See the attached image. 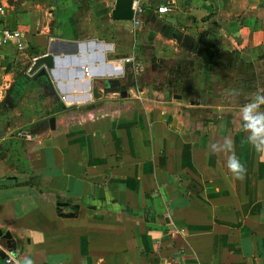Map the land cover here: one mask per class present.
Segmentation results:
<instances>
[{
  "label": "crops",
  "instance_id": "0c3cea01",
  "mask_svg": "<svg viewBox=\"0 0 264 264\" xmlns=\"http://www.w3.org/2000/svg\"><path fill=\"white\" fill-rule=\"evenodd\" d=\"M112 2L0 0V29L26 43L0 44V230L13 264H264V161L240 113L264 94V0H138L137 25L112 19ZM47 52L52 67L27 75Z\"/></svg>",
  "mask_w": 264,
  "mask_h": 264
},
{
  "label": "clouds",
  "instance_id": "9594fccd",
  "mask_svg": "<svg viewBox=\"0 0 264 264\" xmlns=\"http://www.w3.org/2000/svg\"><path fill=\"white\" fill-rule=\"evenodd\" d=\"M261 105H264V94L257 92L248 103L241 107L240 113H242V130L248 133L246 142L260 154V159L264 161V110L260 108ZM216 147L217 145L214 144L213 148ZM220 148L231 153L227 159V167L235 179L242 180L247 169L244 158L236 155L233 141L225 138ZM22 264H33V261L27 259Z\"/></svg>",
  "mask_w": 264,
  "mask_h": 264
},
{
  "label": "water",
  "instance_id": "95a60500",
  "mask_svg": "<svg viewBox=\"0 0 264 264\" xmlns=\"http://www.w3.org/2000/svg\"><path fill=\"white\" fill-rule=\"evenodd\" d=\"M130 5H131V0H113L112 7L110 9L111 18L114 20H124V21L130 20L131 19ZM52 60H53L52 56L49 52L33 58L26 70V74L30 76L32 75L33 78L43 75V70L39 69V67L41 65L44 66L45 68L52 67L53 64ZM104 83L108 87L114 88L118 86L117 84L118 82L115 79H106ZM119 95L124 96L125 95L124 90H120ZM53 121H54L53 117L43 120L38 123V125L34 128V130L37 131L44 126H48V128L52 129ZM63 205H64L63 203H57L58 207ZM163 221L167 223L168 219L166 217H163ZM0 241L3 242L5 249L8 251L12 252L16 248V243L14 241L13 236L7 231L2 232L0 230ZM3 253L4 252H0V256L2 258L4 257Z\"/></svg>",
  "mask_w": 264,
  "mask_h": 264
},
{
  "label": "built area",
  "instance_id": "2783aa9c",
  "mask_svg": "<svg viewBox=\"0 0 264 264\" xmlns=\"http://www.w3.org/2000/svg\"><path fill=\"white\" fill-rule=\"evenodd\" d=\"M130 9H131V21L133 25H137L139 22L138 17L140 13L143 11V8L139 4L138 0H133L131 2ZM156 10L158 13H162L166 11V7L160 6L157 7ZM8 42H12L16 50H22L26 46L25 39L20 34V32L16 30H7L5 28L0 29V44H5ZM122 61L125 63H129L131 65L133 72H138L141 70V65L139 64V62L134 60L131 56L123 58ZM3 252L5 254L2 259L3 262L5 264H9V261H11V264H13L14 263L13 258L14 255H16V248L12 252L6 249L3 250Z\"/></svg>",
  "mask_w": 264,
  "mask_h": 264
},
{
  "label": "trees",
  "instance_id": "16d2710c",
  "mask_svg": "<svg viewBox=\"0 0 264 264\" xmlns=\"http://www.w3.org/2000/svg\"><path fill=\"white\" fill-rule=\"evenodd\" d=\"M25 79L22 78L18 83H16V85H14L11 89V97H12V103L15 102V100L19 97V95L21 94L22 91V83ZM61 107V106H60ZM61 109V108H60Z\"/></svg>",
  "mask_w": 264,
  "mask_h": 264
}]
</instances>
